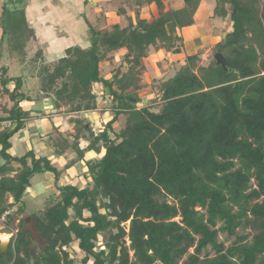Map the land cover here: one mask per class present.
Masks as SVG:
<instances>
[{
    "label": "trees",
    "instance_id": "16d2710c",
    "mask_svg": "<svg viewBox=\"0 0 264 264\" xmlns=\"http://www.w3.org/2000/svg\"><path fill=\"white\" fill-rule=\"evenodd\" d=\"M119 1V17L129 6L140 7L136 21L129 17L126 26L102 31L87 21L91 47H71L40 72V91L72 116L98 109L96 84L109 92L114 118L104 130L96 133L73 119L78 137L71 145L79 159L87 152L100 155L87 162L91 181L84 188L60 187L31 215L44 243L36 260L30 235L22 238L21 230L0 264H75L69 251L74 244L82 264H264V0H215V18H229L232 31L214 46L207 64L200 52L188 55L158 83L161 97L149 106L138 104L145 60L161 50L182 54L180 32L195 25L206 0H184L178 10H167L164 0ZM152 4L158 17L149 21L142 10ZM120 50L124 60L117 65L114 53ZM217 53L226 58V69L217 65ZM106 62L116 66L112 79L102 77ZM0 72L8 98L0 122L17 123L0 129L1 154L10 158V140L28 118L21 107L28 97L21 80L10 91L8 70ZM122 115L126 124L117 130ZM83 137L89 144L81 149ZM13 160L22 165L14 177L10 167H0V216L8 207L26 211L24 197L36 175L60 178L50 160L33 152ZM8 195L14 203H7ZM221 234L235 239L227 246Z\"/></svg>",
    "mask_w": 264,
    "mask_h": 264
},
{
    "label": "crops",
    "instance_id": "0c3cea01",
    "mask_svg": "<svg viewBox=\"0 0 264 264\" xmlns=\"http://www.w3.org/2000/svg\"><path fill=\"white\" fill-rule=\"evenodd\" d=\"M164 2L167 10L171 7L172 9L176 8L174 6L170 7L166 0ZM210 4L211 2H208V0L201 4L202 6L195 15V25L184 28L180 32L184 37L185 44L182 54H173L172 52L161 50L153 53L152 56L145 60L146 72L142 78V88L138 92L139 105L149 106L144 103L145 100L150 102L152 100L151 96H153V93L147 92L149 85L151 84L158 90V83L172 77L176 70L185 64L188 55L203 52L205 40L210 39L216 45L223 39L225 34L232 31V24L229 18L212 17V10L214 11L215 6L211 4L212 7ZM23 7L25 8L24 14L26 16V31L21 32L25 34H21L20 39H17L18 37H15V34L9 31L6 35H11V38L7 40L2 38L0 42V68L8 70V76L13 80L8 86L10 91L15 90L16 81L21 79L19 76L12 75V70L16 71L18 68L20 73H17V75H23L24 79L26 74H29L40 83V72L43 66L63 58L67 49L75 46L89 49L92 43L87 21H90V18L94 15L100 17V19L102 16H108V24L107 26L104 25V27H101L102 23L98 25L97 21L94 23L90 21L92 27L102 31L108 30V27L112 24L126 26L129 17H133L134 21H136V11L140 10V7L129 6L126 14L123 13L121 17L118 15L113 16L114 10L117 11L121 7L119 0H25ZM156 9L155 4H152L149 8L142 10V16L152 21L158 17L153 11ZM0 32L3 33V29H0ZM192 33L194 35L189 40V35ZM122 54L124 55L125 52L120 50L119 55H116V64L122 61ZM12 66L14 67L12 68ZM101 67L107 73L103 76L102 70V77L112 79L113 73L111 71L114 66L110 65V63H104ZM1 79L0 72V87L4 88ZM37 84L34 88L29 87L22 90L28 98L21 103V107L28 112V118L23 122V129L10 140L11 148L7 151L10 158L2 156V146L0 145V167H10L11 171L8 176L14 177L22 169V165L17 161H12V158H23L28 153L33 152L37 159L47 158L50 160L52 165L60 172V178L57 180L55 174L45 172L36 175L31 180V185L24 197L25 213L23 215L14 214L12 224L9 227L7 226L8 228H0V234L10 236L9 246L12 232H21L24 217L28 214L30 215L29 211L31 209H33V213L40 211L38 205L35 204L39 196L48 192H51L50 196L58 195L60 193L59 188L66 185L84 188L91 181L87 162L100 158V155L95 152H87L83 159H79L75 150L76 147L71 145L75 137H78L76 123L73 119L79 118L83 120L89 128L92 127L90 126L91 123L95 122L94 124L101 131L114 118V112L108 105L111 100L109 92L102 84H96L94 87L95 92L99 96L98 109L84 112L79 116L67 114L64 108L57 109L56 99L45 95L40 91V85L37 87ZM131 92L132 90L129 91V93ZM156 97V99L161 97L160 90L156 92ZM6 100L8 101L7 97L5 98ZM10 103V106H12L13 103ZM119 123L120 119L115 123V129H118ZM0 129L2 130L4 127L0 126ZM91 129L99 133L95 128ZM89 133L88 131L85 132V134ZM68 139L69 144L65 142ZM88 144L89 142L85 137L80 140L81 149L87 147ZM67 145L71 146L66 147ZM22 149L23 153H20L19 151ZM7 203H14V198L11 195H8ZM16 216L17 218H15ZM25 231L26 234L29 232Z\"/></svg>",
    "mask_w": 264,
    "mask_h": 264
},
{
    "label": "rangeland",
    "instance_id": "374dc122",
    "mask_svg": "<svg viewBox=\"0 0 264 264\" xmlns=\"http://www.w3.org/2000/svg\"><path fill=\"white\" fill-rule=\"evenodd\" d=\"M167 2V4L168 5H170V7L171 6H174V8L176 9V10H178V9H180V7L182 8L183 6H184V0H166ZM168 2H170V3H168ZM208 2H211V4H213V6L215 5V0H208ZM25 4V0H0V29H3V33H1L0 32V42L2 41V38H4V40L6 39H9V38H11V35H9V36H5L4 35V31L6 30V33H8L9 31L10 32H12L13 34H15V37H18L17 39H20V35L21 34H25L24 32H21V31H26L25 29H26V16H25V8L23 7V5ZM210 4V5H211ZM212 6V5H211ZM212 6V7H213ZM172 8V7H171ZM154 12V14L155 15H157L158 16V11H157V9L156 10H153ZM114 14H112L113 16H117V12H118V10L116 11V10H114ZM214 16V12H213V10H212V17ZM215 17V16H214ZM107 19H108V16H102L101 17V20H100V17H97V16H93L92 18H90V21L92 22V23H94V22H96L97 21V23H98V25H99V23H102L103 25L101 26V27H104V25H106L107 26V24H108V21H107ZM113 25V24H112ZM112 25H110L108 28L109 29H111V26ZM100 28V27H99ZM20 32V33H19ZM17 33V34H16ZM3 34V35H2ZM91 34V33H90ZM194 34L192 33V34H190L189 35V40H190V37H192ZM90 40H91V36H90ZM205 42V44H204V49L202 50L203 52L201 53L202 54V59H203V62L205 63V64H207L208 63V61L211 59V56L213 55V53H214V50H213V47H214V43L209 39V40H205L204 41ZM18 43V42H17ZM92 43V42H91ZM203 44V43H202ZM15 45V44H14ZM106 50V49H105ZM116 55H119V51L118 52H116V53H114V57L116 58ZM121 60L123 61L124 60V55L122 54V57H121ZM121 61V62H122ZM121 62H119V63H121ZM0 63H1V56H0ZM107 63V62H106ZM118 63V64H119ZM117 64V65H118ZM124 65H126L127 66V64L125 63ZM14 66H12V68H13ZM114 68H116V66L114 65ZM113 69V68H112ZM20 69H16V71H11V74L12 75H16V77L17 76H19V78L21 77V90H25V89H28L29 87H31V88H34L35 86H36V84H37V87L40 85V83L37 81V79L36 78H33V77H31V75H29V74H26V77L23 79V75H21V74H18L17 75V73H20V71H19ZM102 70H103V76L105 75V74H107L106 73V71L104 70V68L103 67H101V72H102ZM113 71V70H112ZM111 71V72H112ZM149 89H148V93H150V92H152L153 93V96H151L152 97V100H151V102L150 101H147V100H145L144 101V103L145 104H147V105H153V103L155 102V100L154 99H156L157 97H156V92H158V90H159V88H158V90H156L155 89V87H153V86H151V84L149 85V87H148ZM107 91V90H106ZM145 93V92H144ZM143 94V93H142ZM109 98V97H108ZM140 101V100H139ZM111 100L109 101V108H111ZM152 103V104H151ZM104 105V104H103ZM156 111H158L159 110V108H156L155 109ZM1 114V113H0ZM114 115V114H113ZM85 117V116H84ZM126 119H127V116L126 115H122L121 116V118H120V126L118 127V129L117 130H119V129H122L124 126H125V124H126ZM88 123V122H87ZM95 122H92L91 123V125L90 126H92L91 128H95V130H97V131H100L99 130V128L96 126V124H94ZM94 126V127H93ZM20 153H23V149L22 150H20L19 151ZM97 157V156H96ZM97 159V158H96ZM50 194H51V192H48V193H45V195H42V196H39L38 198H37V200L35 201V204L36 205H38V208H40V211L41 210H43L44 209V207H45V204H46V202H47V200H46V198L47 197H49L50 196ZM33 211V209H31V211H29L30 212V215L28 214V215H26L25 217H24V224H23V226L21 227V229L22 230H24V232H26L25 230H27V231H29L28 232V235H30V236H28V238H29V240L31 239V243H32V247H31V250H32V253H33V257H34V260H36V254L38 253V251H41V252H44V243L41 241V239H40V235L36 232V229H35V226H34V223H33V220H32V218H31V214H38L39 213V211H37V212H32ZM25 212H23V213H19V214H15V215H23ZM15 218H17V216L15 217ZM10 224H12V222L10 223ZM9 223L7 224V226L9 227V225H10ZM14 224V223H13ZM129 225V224H128ZM6 226V227H7ZM14 226V225H13ZM6 227H4V228H6ZM7 227V228H8ZM250 231L248 230V231H244V230H239V234L240 235H243V234H248ZM1 235H4V234H1ZM7 237H8V240L7 241H4V240H2L1 239V242L2 243H6V244H8L9 243V239H10V236L9 235H6ZM234 239L235 238H233V239H227L226 238V236L225 235H223V234H221L220 236H219V240H220V242H225L226 243V245L228 246V245H230L231 244V242L232 241H234ZM103 247V240H101V242H100V244L98 245V248L97 249H101ZM78 250H79V248H78V246L77 245H73L70 249H69V251H70V253H71V255H72V257L74 258V261H75V264H82L81 263V261H82V259H83V257H84V255L82 254H80L79 252H78ZM211 252H210V254H211V256H214L215 255V252L214 251H212V250H210ZM190 253H194V249H191L190 250ZM6 260H8V257H7V255H6V258H5ZM186 259V258H185ZM90 264H92V263H90Z\"/></svg>",
    "mask_w": 264,
    "mask_h": 264
},
{
    "label": "built area",
    "instance_id": "2783aa9c",
    "mask_svg": "<svg viewBox=\"0 0 264 264\" xmlns=\"http://www.w3.org/2000/svg\"><path fill=\"white\" fill-rule=\"evenodd\" d=\"M4 102H5V91L3 87H0V109L1 106L4 104ZM25 121L26 119H22V122ZM16 124L17 123L13 121H5V123L4 122L0 123V126L4 127V129L5 128L12 129L16 127ZM16 211L17 209L15 207L12 208L8 207L5 209V211L0 216V228H4L7 226L9 217L16 214ZM18 235H19L18 231L12 232L10 244L13 245V248L15 247V244L18 240Z\"/></svg>",
    "mask_w": 264,
    "mask_h": 264
},
{
    "label": "water",
    "instance_id": "95a60500",
    "mask_svg": "<svg viewBox=\"0 0 264 264\" xmlns=\"http://www.w3.org/2000/svg\"><path fill=\"white\" fill-rule=\"evenodd\" d=\"M215 59H216V61H217V65L222 66V67L225 68V69L227 68L228 63H227L226 58L223 56V54H221V53H217V54L215 55ZM25 235H26V233L23 232V233H22V238H24ZM8 250H9V243H8V244H6V243H1V244H0V258H1L3 255L8 254ZM32 254H33V253H32Z\"/></svg>",
    "mask_w": 264,
    "mask_h": 264
},
{
    "label": "bare ground",
    "instance_id": "6f19581e",
    "mask_svg": "<svg viewBox=\"0 0 264 264\" xmlns=\"http://www.w3.org/2000/svg\"><path fill=\"white\" fill-rule=\"evenodd\" d=\"M0 239H2L4 241H7L8 240V237L6 235H1L0 234Z\"/></svg>",
    "mask_w": 264,
    "mask_h": 264
}]
</instances>
